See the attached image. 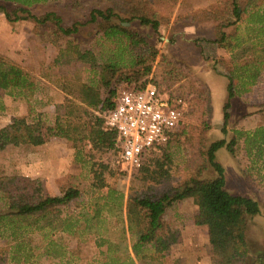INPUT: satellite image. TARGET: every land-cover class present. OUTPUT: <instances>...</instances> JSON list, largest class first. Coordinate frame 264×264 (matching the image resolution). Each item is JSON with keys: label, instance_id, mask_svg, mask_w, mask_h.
I'll use <instances>...</instances> for the list:
<instances>
[{"label": "trees", "instance_id": "1", "mask_svg": "<svg viewBox=\"0 0 264 264\" xmlns=\"http://www.w3.org/2000/svg\"><path fill=\"white\" fill-rule=\"evenodd\" d=\"M47 1L0 0V12L9 21H34L30 38L32 44L39 50L51 46L57 52L51 62H41L39 74L0 53V84L9 86L11 95L27 99L39 89L38 78L45 79L61 90L65 99L57 105L53 124L45 126L42 113L33 120L13 117L9 124L0 128V151L8 146H40L55 136L67 139L77 156H81L89 144L93 166L96 165V156L113 151L117 134L115 130L104 127V113L113 108L120 86L138 90L148 84V76L159 53L147 36L129 27L127 23L132 19L152 26L155 31H159L162 24H170L175 11L178 21L221 22L216 41L232 54L231 60H221L229 68L224 126L231 117L232 99L249 91L261 76L262 71L257 65L258 53L264 48L258 50L259 45L254 40L239 36L237 30L238 23L248 20L253 26L247 27V30L256 33L254 38L259 40L264 35V0H218L210 6L196 9L185 0H66V7L74 11L88 2H95L91 5L89 16L90 21L98 25L99 48L77 37L82 26L80 22L65 25L56 11H47L42 15L32 12L31 7ZM8 4H13L14 9L10 10ZM122 14L128 19L122 18ZM234 25V32L228 34L225 29ZM160 68L163 79L154 81L160 91L167 93L171 100L182 98L184 105L185 101H191L196 103L197 108H202L206 98L201 85L200 88L197 86L182 91L185 88L184 79L190 75L184 73V69L172 59L163 57ZM86 69L94 74L90 80L82 77V70ZM163 80L168 82L169 88L173 87V83H180L178 87L182 90L167 91V86H162ZM203 124L194 140L187 135L185 151L192 153L193 157L188 160L186 173L176 183L171 181L174 158L170 152L165 154V158L149 156L135 170V178L152 186L148 185L151 187L149 190L132 188L130 193L132 210L128 214V228L136 236L132 245L134 256L124 242H112L100 236L98 246L106 245L107 248L95 264H137L136 258H150L159 261L158 264H165V253L183 239L182 232L174 229L166 221L165 215L168 208L184 199H192L198 207L192 221L195 225L207 226L210 243L219 249V256L213 264H264V247L252 251L249 241V223L252 217L261 214L260 203L251 196L230 192L225 167L216 159L217 151L223 147L234 154L236 141L227 142L222 138L207 145L210 124ZM179 127L172 132L165 147ZM245 144L249 157L264 160V122L246 135ZM99 167L101 171L93 169L92 184L100 190L107 184L103 179L105 166L100 163ZM211 168L215 173L213 177L206 175ZM0 193L5 201L4 208L0 210V233L10 231L15 239L23 231L42 229L43 226L39 224L43 221L51 224L52 218H60L64 208L82 197L80 189L74 186L63 188L59 195L45 196L35 179L20 173L0 175ZM122 197L113 189L108 190L107 194H98L93 202L85 203L77 214L67 216L61 230L74 237L99 233L102 211L108 205V200L118 199L120 207ZM103 199L104 202H101ZM33 224L38 226L31 228ZM22 247L23 241L14 246L17 251ZM50 251L58 258L66 254L64 249H56L53 244L47 248V252ZM25 261H29L28 254ZM7 262L8 258L0 250V264Z\"/></svg>", "mask_w": 264, "mask_h": 264}, {"label": "rangeland", "instance_id": "2", "mask_svg": "<svg viewBox=\"0 0 264 264\" xmlns=\"http://www.w3.org/2000/svg\"><path fill=\"white\" fill-rule=\"evenodd\" d=\"M185 1L196 9L210 6L218 0ZM65 2L66 0H48L46 3L31 7V10L36 15H42L47 11H56L63 18L65 25H72L76 21L80 22L82 26H80L77 37L88 42L94 48H99L98 25L92 23L89 16L91 5H94L95 2H88L84 7L75 11L67 8ZM8 7L10 10L14 9L13 4H8ZM176 13L177 11L174 12L170 24H162L159 31H155L150 25L141 24L136 19L127 23L131 29L138 30L147 36L158 48V57L154 61L152 71L148 76V84H155L154 81L159 82L163 79L160 61L163 57H167L184 69V73L187 72L190 75L188 79H184V90L178 87L180 83H173V87L169 88L168 82L163 80L162 86H167L168 88L165 87L167 91L170 89L187 91L188 88H196L197 86L200 88V85L205 91L206 101L202 108H197L195 102L185 101L183 120L176 134L166 147L163 146L161 149L154 150L150 156L165 158L166 153L173 154L171 181L176 183V180L178 181L186 173L188 160L193 157L192 153L185 151V144L188 145L187 135L194 140L199 135L204 122L210 124V129L207 131V145L222 138L226 139L227 142L235 140V153L232 154L227 147H223L217 151L216 159L225 167L229 191L251 196L260 203L261 214L252 217L249 223V241L252 251H255L264 247V160L254 159L247 155L245 137L264 122V51L258 53L259 64L257 65L262 71L258 82L249 91L242 92L232 99L231 117L228 124L224 126V104L228 99L227 74L229 68L221 60L224 58L231 60L232 54L216 41L219 37L218 27L221 22L218 20L178 21L176 20ZM121 16L128 19L125 14ZM114 20L118 21L119 19L115 18ZM235 26H230L225 31L231 34L234 32ZM238 26L237 34L239 36H246V38L254 40L259 45L258 50L264 48V35H261L258 40L254 38L256 33L250 29L247 30V27L252 28V23L246 20L238 23ZM33 27V20L11 22L4 13L0 12V53L37 71L39 74L41 62H51L56 57L57 52L51 46L39 50L35 44H32L30 38ZM252 51L249 52V55L252 54ZM86 70H82V77L84 80H90L94 74L90 70ZM37 81L39 89L35 94L27 99L17 96L15 100L27 102L29 112L27 117L30 120L42 113L45 126H47L53 124L55 118L50 114L45 115L39 109L46 105L49 97L53 98L60 92L56 87L46 84L40 78ZM124 88L126 86H120L118 93ZM10 90L9 86L0 84V92L3 95H11ZM14 147L10 146V148ZM30 148H34V146H21L15 151L11 149L1 151L0 175L22 173L25 167L29 168L30 162L33 165L38 164L35 166L39 167L38 161H27L29 154H34L29 151ZM90 150L91 146L88 144L83 149L82 155L77 156L73 148V158L71 155L69 156L70 161L67 165L53 166L45 163L42 169L45 174L47 173V176L44 174L39 179H35L43 195H59L63 188L74 186L80 189L82 197L78 201H72L69 207L64 208L60 218H52L51 224L45 221L41 222L39 225L43 226L42 229L23 231L16 235L17 239L11 236L10 231L0 233V250L8 258L6 264H95L103 257V252L107 248L106 245L98 246L97 239L100 236L108 241L124 242L130 254L134 256L132 245L136 236L128 228V214L132 210V204L129 202L130 193L132 188L149 190L152 185H146L135 178V170L119 168L115 163V153L112 150L106 155L96 156V165L93 166L94 159L90 156ZM46 152L48 153L45 150L40 155L48 161L50 158H47L49 155ZM36 154L37 152H35ZM49 154L51 153L49 152ZM64 157L66 156L64 155ZM100 163L105 166L103 179L107 185L99 190L93 186L92 182L94 180L93 169L101 171ZM53 173L57 175L55 176ZM206 175L213 177L215 173L211 168ZM110 189H113L116 194H122L121 206L118 207V199L108 200V205L102 211L99 233L74 237L61 230V224L67 216L77 214L82 210L85 203L93 202L92 200L98 194H107ZM101 202H104V199ZM4 206L5 201L0 193V210ZM197 212L198 207L192 199H184L168 208L165 219L174 229H179L182 232L183 239L182 242L174 244L165 253L163 257L165 264H213L214 259L219 256V249L210 243L207 226L193 223L192 217ZM37 226L33 224L31 228ZM19 241H23V247L17 251L14 246ZM52 244L56 249H64L66 254L62 258H58L53 256L51 251L48 253L47 248L51 247ZM27 254L29 255L28 262L25 261ZM68 259H72V261L68 262ZM136 263L158 264L159 261L150 258L143 260L136 258Z\"/></svg>", "mask_w": 264, "mask_h": 264}, {"label": "built area", "instance_id": "3", "mask_svg": "<svg viewBox=\"0 0 264 264\" xmlns=\"http://www.w3.org/2000/svg\"><path fill=\"white\" fill-rule=\"evenodd\" d=\"M184 100L149 83L142 89L126 87L104 113V127L116 131L113 152L119 168L137 170L154 150L164 146L181 125Z\"/></svg>", "mask_w": 264, "mask_h": 264}, {"label": "crops", "instance_id": "4", "mask_svg": "<svg viewBox=\"0 0 264 264\" xmlns=\"http://www.w3.org/2000/svg\"><path fill=\"white\" fill-rule=\"evenodd\" d=\"M41 80L44 81L46 84L50 85V83L48 81H46L45 79H41ZM58 91L60 93H58L55 97H53V98L49 97V100H47L46 105H44V107L39 109L40 112L45 113V115L50 114V116L55 118L57 105L61 104L65 99V94L59 89H58ZM15 99H16V97L13 95H9V94L3 95L0 92V121L2 123L0 125V128L9 124L13 117H26V118H28L27 116H28L29 112H28V106L26 104L27 102H18ZM23 146L27 147V145H23ZM20 147L21 146H15L14 148H10V146H8L6 149H11V150L15 151V149H18ZM23 149H27V148H23ZM45 150L48 151V153L46 152L49 155V157H47V158L48 159L50 158L48 161L45 160L40 155ZM29 151L33 152L34 154L30 153L29 157H28L29 159H27V161L28 160L38 161L39 167H36V166H38V164L35 163L33 165L30 162L29 168L25 167L24 172H22L20 174L27 175L33 179H39L41 177V175L45 174L44 170L42 169V168H44L43 166L45 165V163H46V165H53V166L54 165L55 166L67 165L68 161H70L69 156L73 155V148H71L69 146L68 140L63 138V137H57V136L50 137L46 143H44L40 146H34V148H30ZM35 152H37L36 155H35ZM49 152L51 154H49ZM64 155L66 157H64ZM72 158H73V156H72ZM53 175L56 176L57 174L53 173ZM44 176H47V173Z\"/></svg>", "mask_w": 264, "mask_h": 264}]
</instances>
